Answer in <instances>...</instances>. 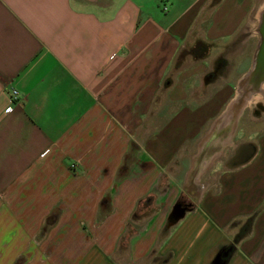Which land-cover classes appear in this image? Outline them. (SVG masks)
<instances>
[{"label": "crops", "instance_id": "crops-1", "mask_svg": "<svg viewBox=\"0 0 264 264\" xmlns=\"http://www.w3.org/2000/svg\"><path fill=\"white\" fill-rule=\"evenodd\" d=\"M256 8L264 0H0V264H215L248 218L226 264H264V126L253 158L230 165L231 105L255 50L240 74L216 47ZM198 40L203 56L189 51Z\"/></svg>", "mask_w": 264, "mask_h": 264}, {"label": "rangeland", "instance_id": "rangeland-1", "mask_svg": "<svg viewBox=\"0 0 264 264\" xmlns=\"http://www.w3.org/2000/svg\"><path fill=\"white\" fill-rule=\"evenodd\" d=\"M258 12L259 9L257 8L252 9L249 12V14L244 18L243 22L241 23L235 34L231 36L229 39L219 42L218 45L216 46L218 47V52L220 54L218 61H220V63L225 66L236 67V65L240 64L241 65L239 70L240 74L242 71H245L250 65L251 55L255 50L258 42V35L256 32V28L258 25ZM196 42H202V41L199 40L195 42L192 41L191 48L194 46ZM235 75L236 74H234V76ZM241 79H242V75H241ZM241 82L239 84H241ZM259 99L260 97H254V99L251 100L254 102L247 104L246 107H243V109L239 113V116H237L238 117L237 125H239L238 126L239 136H235L234 138L235 145H241L242 143L255 144V139L257 134L263 129L264 125L263 122H261V119L264 115V101H260ZM231 127H232V123L229 126H225L224 128L229 131ZM226 134L227 132L223 133L222 138L226 139L225 138ZM222 138L220 137L218 139H222ZM216 139H217L216 137L213 138V140ZM227 150H229L228 152H231L230 148ZM233 234L234 232H227L226 236L227 238H230L232 237ZM35 239L38 240L39 238L36 237Z\"/></svg>", "mask_w": 264, "mask_h": 264}, {"label": "water", "instance_id": "water-1", "mask_svg": "<svg viewBox=\"0 0 264 264\" xmlns=\"http://www.w3.org/2000/svg\"><path fill=\"white\" fill-rule=\"evenodd\" d=\"M258 42L255 48L253 63L251 69L243 78L241 84L244 93L256 94L261 91V86L264 85V9L260 12L258 25L256 28ZM256 147L253 144H244L239 146L234 156L231 159L232 167H239L249 162L255 155ZM174 215H182L183 210L174 208ZM179 218V216H176ZM175 218V219H178ZM218 260L215 264H218Z\"/></svg>", "mask_w": 264, "mask_h": 264}, {"label": "trees", "instance_id": "trees-1", "mask_svg": "<svg viewBox=\"0 0 264 264\" xmlns=\"http://www.w3.org/2000/svg\"><path fill=\"white\" fill-rule=\"evenodd\" d=\"M211 45L208 44V43H205V42H196L194 44V46L192 48H190V52L194 55H200V56H203L209 49H210ZM198 51V52H196ZM186 52H183V54H185ZM128 159V156H125L124 159H123V163L119 169V173H123V170H124V164L127 162ZM109 202H110V199H109V196L103 198V200L101 201V208H103V210L105 212H108L109 211ZM151 203H152V199L151 197H146L145 199L139 201L138 205H137V208L135 210V216L137 217H140L144 214H146L147 212H150V209H151ZM182 199L179 198L177 200V202L175 203V205L173 206V211L176 210L174 208H183L184 206H182ZM173 213V212H172ZM100 218V217H99ZM54 221V217L52 218H48L47 219V226L51 225ZM251 224H252V218H248L240 227L238 233L236 234V236L234 237V240H233V243L234 245H236L241 239H243L245 236L248 235L249 231H250V228H251ZM47 227H44L42 229V231L44 232L46 230ZM133 236V233L129 232L127 234H124L123 237L121 238V240L119 241V248L121 250H124L126 251L127 250V246L130 242V239L132 238ZM234 245H231L229 248H230V251L228 253V256L227 258H225L222 263H225L226 264V261L228 259V257H230V255L234 252L235 248H234Z\"/></svg>", "mask_w": 264, "mask_h": 264}, {"label": "bare ground", "instance_id": "bare-ground-1", "mask_svg": "<svg viewBox=\"0 0 264 264\" xmlns=\"http://www.w3.org/2000/svg\"><path fill=\"white\" fill-rule=\"evenodd\" d=\"M262 93H261V97L260 99H262L264 101V85L262 86ZM254 97H249L246 95H243V87L242 84L239 86L238 92H237V96L235 98V101L233 102V104L231 105L232 107V114H231V118H236V116L241 112V110L243 109V107L247 106V104L253 100Z\"/></svg>", "mask_w": 264, "mask_h": 264}, {"label": "flooded vegetation", "instance_id": "flooded-vegetation-1", "mask_svg": "<svg viewBox=\"0 0 264 264\" xmlns=\"http://www.w3.org/2000/svg\"><path fill=\"white\" fill-rule=\"evenodd\" d=\"M263 118H264V115H263ZM244 144H249V143H243V144H241V145H244ZM250 144H253V143H250ZM240 145V146H241ZM254 146H255V144H253ZM256 147V146H255ZM238 148V147H237ZM236 148V149H237ZM235 154V153H234ZM231 162V161H230ZM186 204H184V202L182 203V206H185ZM229 251H230V248L229 247H227V248H225V249H222V250H220V252H219V263H221L224 259H225V257H223L224 255H225V252L227 253V255L226 256H228V253H229ZM227 258V257H226Z\"/></svg>", "mask_w": 264, "mask_h": 264}, {"label": "built area", "instance_id": "built-area-1", "mask_svg": "<svg viewBox=\"0 0 264 264\" xmlns=\"http://www.w3.org/2000/svg\"><path fill=\"white\" fill-rule=\"evenodd\" d=\"M163 10L164 11L166 10V7L165 6H163ZM11 99L12 100H17V94H16L15 91H11ZM10 111H11V108L10 107H8V108L5 109V113H8Z\"/></svg>", "mask_w": 264, "mask_h": 264}]
</instances>
